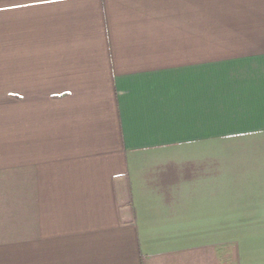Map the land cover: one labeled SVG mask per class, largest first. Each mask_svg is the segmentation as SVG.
<instances>
[{
    "label": "crops",
    "instance_id": "crops-1",
    "mask_svg": "<svg viewBox=\"0 0 264 264\" xmlns=\"http://www.w3.org/2000/svg\"><path fill=\"white\" fill-rule=\"evenodd\" d=\"M264 264V0H0V264Z\"/></svg>",
    "mask_w": 264,
    "mask_h": 264
},
{
    "label": "rangeland",
    "instance_id": "rangeland-1",
    "mask_svg": "<svg viewBox=\"0 0 264 264\" xmlns=\"http://www.w3.org/2000/svg\"><path fill=\"white\" fill-rule=\"evenodd\" d=\"M214 264H228V254L225 243L214 244Z\"/></svg>",
    "mask_w": 264,
    "mask_h": 264
}]
</instances>
